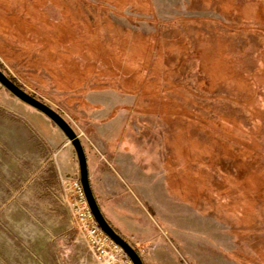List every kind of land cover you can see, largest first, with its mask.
<instances>
[{
	"label": "rangeland",
	"instance_id": "obj_1",
	"mask_svg": "<svg viewBox=\"0 0 264 264\" xmlns=\"http://www.w3.org/2000/svg\"><path fill=\"white\" fill-rule=\"evenodd\" d=\"M0 64L86 161L152 155L199 216L184 263L264 264V0H0ZM79 186L62 132L0 87V264H128L96 259Z\"/></svg>",
	"mask_w": 264,
	"mask_h": 264
},
{
	"label": "crops",
	"instance_id": "obj_2",
	"mask_svg": "<svg viewBox=\"0 0 264 264\" xmlns=\"http://www.w3.org/2000/svg\"><path fill=\"white\" fill-rule=\"evenodd\" d=\"M120 124L111 127L114 134L122 131ZM112 141H106L108 157L87 159L90 187L106 221L138 250L143 264H186L185 257L197 260L200 242L184 236L197 221L184 222L185 205L171 195L161 167L154 170L148 151L140 155L128 148V141Z\"/></svg>",
	"mask_w": 264,
	"mask_h": 264
},
{
	"label": "water",
	"instance_id": "obj_3",
	"mask_svg": "<svg viewBox=\"0 0 264 264\" xmlns=\"http://www.w3.org/2000/svg\"><path fill=\"white\" fill-rule=\"evenodd\" d=\"M0 87L9 92L16 99L22 103L30 106L43 114L49 119L63 134V136L71 144L78 163L79 182L87 203V206L96 222L98 228L117 246H119L124 254L128 257L132 264H143L141 257L136 253L134 248L125 241L114 229L109 225L102 215L97 202L92 193L89 179L86 156L80 142L78 135L74 132L72 127L66 120L60 116L54 109L45 103L34 98L19 86L14 84L1 70H0Z\"/></svg>",
	"mask_w": 264,
	"mask_h": 264
},
{
	"label": "built area",
	"instance_id": "obj_4",
	"mask_svg": "<svg viewBox=\"0 0 264 264\" xmlns=\"http://www.w3.org/2000/svg\"><path fill=\"white\" fill-rule=\"evenodd\" d=\"M78 191L80 197L84 199L80 186L78 187ZM85 202L84 205L86 206L87 203ZM79 220L87 232L91 250L93 251L96 259L102 261L103 263L113 262L114 252L118 251L120 248L111 242V240L98 228L89 208H86V212L80 215ZM128 264H130V262Z\"/></svg>",
	"mask_w": 264,
	"mask_h": 264
},
{
	"label": "trees",
	"instance_id": "obj_5",
	"mask_svg": "<svg viewBox=\"0 0 264 264\" xmlns=\"http://www.w3.org/2000/svg\"><path fill=\"white\" fill-rule=\"evenodd\" d=\"M0 70L14 83V84H16V82L9 76V75H7L6 73H5V71H4V69L2 68V66H1V64H0ZM17 85V84H16ZM18 86V85H17ZM21 88V87H20ZM113 228V227H112ZM114 229V228H113ZM114 231H116L115 229H114ZM116 233L118 234V232L116 231ZM131 245V244H130ZM133 248H134V250L136 251V253L139 255V252L137 251V249L133 246V245H131Z\"/></svg>",
	"mask_w": 264,
	"mask_h": 264
}]
</instances>
